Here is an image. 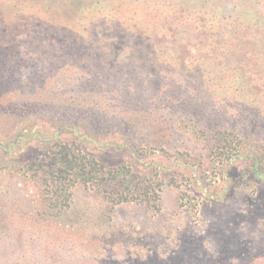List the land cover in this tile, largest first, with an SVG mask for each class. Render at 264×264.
Returning a JSON list of instances; mask_svg holds the SVG:
<instances>
[{
  "label": "rangeland",
  "instance_id": "1",
  "mask_svg": "<svg viewBox=\"0 0 264 264\" xmlns=\"http://www.w3.org/2000/svg\"><path fill=\"white\" fill-rule=\"evenodd\" d=\"M263 46L264 0H0V264H264ZM55 143L150 196L52 209Z\"/></svg>",
  "mask_w": 264,
  "mask_h": 264
},
{
  "label": "trees",
  "instance_id": "2",
  "mask_svg": "<svg viewBox=\"0 0 264 264\" xmlns=\"http://www.w3.org/2000/svg\"><path fill=\"white\" fill-rule=\"evenodd\" d=\"M0 56L3 57L2 54ZM49 149L48 159L42 162L38 160L32 169L35 177L41 181L45 199L52 209L61 211L69 205L71 188L76 183L86 185L94 183L102 190L112 191L109 198L116 204L129 200V197L146 199L150 196L148 186L141 182L138 174L130 166L108 168L95 163L80 149L72 150L63 143H55ZM229 149V147L223 148V157L227 155L230 158L237 155L243 158L235 151L231 153L232 150ZM257 174L258 172H255V175ZM150 199L154 201L151 197L148 201H151Z\"/></svg>",
  "mask_w": 264,
  "mask_h": 264
}]
</instances>
